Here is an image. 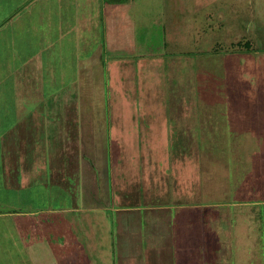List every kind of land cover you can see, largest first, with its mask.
Returning <instances> with one entry per match:
<instances>
[{
	"label": "rangeland",
	"instance_id": "obj_1",
	"mask_svg": "<svg viewBox=\"0 0 264 264\" xmlns=\"http://www.w3.org/2000/svg\"><path fill=\"white\" fill-rule=\"evenodd\" d=\"M15 5L7 4V0L0 3V113L7 111L0 124L18 123L16 112H12L16 99L22 105L20 109L30 110L28 114L32 116L21 120L20 125L30 127L33 134L27 158L26 153L13 154L17 156L15 162L22 161L29 170L26 172H30L26 184L8 185L9 177L0 164V264H76L72 260L57 261L55 254L63 257L58 247L67 238L72 240L74 233L81 242L89 238L93 241V235L95 239L100 237L94 232L81 234L84 231L75 229L74 222L82 219L89 223L84 219L89 213L79 210L85 204L92 205L90 201L96 196L92 189L86 190L84 159L92 142L88 137L86 148L82 145V126L87 123L81 116L82 101L87 110L96 103L91 99L89 105L88 97L97 96L101 102L104 96L101 79L96 77V87L85 86L88 74L82 70L81 62H87L94 51L105 46L106 37L103 34L97 41H80L68 35L58 40V28L55 33V25H49L54 8L43 11V19H21L29 32L12 35L19 26L11 25L13 20L26 16L19 14L26 10L15 9ZM156 8L162 10V18L151 29L153 40L138 48L140 52L160 49L165 55L163 63H152V67L130 63L126 67L129 76L118 64L114 76L109 77L111 96L120 98V82L114 81L119 68V74L123 71L120 79L130 82L129 112L147 113L144 100L155 102L166 93L182 100L191 98L193 104L187 106L193 124L190 136L191 142L193 138L197 144L196 165L201 173V202L192 209L186 228L191 231L192 239L186 240L193 260L199 261L197 264H264V0H159ZM84 15L81 17L85 18L87 12ZM100 27L104 32L101 18ZM17 92L19 98L14 96ZM40 100L43 102L39 106ZM92 108L91 112L99 115V110ZM40 111L47 114V120L41 119L43 114H36ZM18 128L16 124L11 135ZM1 130L0 155L8 160L7 148L13 136ZM15 140L18 142V138ZM146 140L153 138L147 136ZM96 142L97 163L103 168L98 173L105 183L104 133ZM96 142L92 143L93 149ZM45 148L57 156L55 166ZM116 155L112 153V160ZM165 226L170 223L161 222V227ZM177 236L167 230L154 239L172 243ZM102 248L103 243L98 244V257L105 258ZM172 252L171 257L163 254L167 264H176Z\"/></svg>",
	"mask_w": 264,
	"mask_h": 264
},
{
	"label": "crops",
	"instance_id": "obj_2",
	"mask_svg": "<svg viewBox=\"0 0 264 264\" xmlns=\"http://www.w3.org/2000/svg\"><path fill=\"white\" fill-rule=\"evenodd\" d=\"M14 2L15 9L18 7V10H26L20 11L19 14L26 16L22 18L17 16L13 20L11 25L18 24L19 26L13 30L12 35L23 34V30L29 32L24 25V27L21 25V19H43L42 12L47 8H54L50 12V15L54 14V16L49 19L52 20L49 25H55L54 32L58 28L57 32L60 34L58 40H64L66 36L74 35V40L97 41L98 38L102 39L104 34L107 42L105 46H99L100 49L94 51L90 60L81 62L82 70L88 74L85 86L88 84L93 87V84L96 87L97 77L103 82L104 93L101 102L97 101V96L88 97V104L91 103V99L96 100V103L89 104L87 110L83 100L81 116L84 121H87L82 126V136L84 135L82 145H85V148L89 143L88 137L92 143L100 142L101 133H104V140H107V144L104 143V145L107 150L109 138L110 175L108 177L106 174L105 185L103 178L98 173V170H103L102 166L97 163L96 157L99 144L96 142L93 149V144L90 143L91 151L84 159L85 182L88 186L86 190L92 189L96 196L92 197L93 201H90L93 202L92 205L85 204L84 209L79 210L89 213V215H84V219L87 218L90 224L82 219H76L74 222L75 229L84 231L81 234L94 232L100 237L95 239L93 235V241L89 238V240L82 239L81 242L76 237L77 234L75 236L74 233L72 240L67 238L58 247L62 248L63 257L56 253V260L60 261L61 259L63 262L72 260L76 264H167L168 261L163 254L166 253L167 257L169 255L171 257L172 250V258L176 264H197L199 261L193 260L191 246L186 240V237L192 239L191 231L187 232L186 229L187 224H190L188 220L191 211L201 202L198 184L201 173L196 165V162L199 161V154L193 138L191 142L190 135H193V124L190 123L188 116L191 111L187 110V106L189 104L191 106L193 102L191 98L182 100L176 95L168 97L166 93L162 97L158 96L155 102L144 100V104L149 108L147 113L143 109L144 114L138 110L134 114L128 111L129 98L132 97L129 92L130 82L125 83L122 78L120 79L123 71L120 70L121 74H119L117 72L119 68L116 69L117 75L114 81L118 84L120 82L118 87L120 98L113 99L112 90L109 88L111 85L109 77L114 76V67L118 64L129 76L126 67L130 63H138L141 66L146 64L148 67H152V63L159 64V66L163 63L162 58L165 55L161 53L160 49L155 51L146 48L148 51L140 52L138 48V45L148 46L153 40L151 29L153 26L159 25L162 18V10L156 8L159 0H125L122 3H109L106 0H7V4L12 5ZM48 3L54 5L49 6ZM154 6L156 10H154ZM66 12H68L67 15ZM85 12H87V16L82 18L85 16ZM100 18L102 25H105L104 32L100 27ZM32 22L34 24L35 20ZM28 28L31 29V26ZM61 56H67V54L62 53ZM96 72L99 75L96 76ZM142 78L146 79L145 76ZM65 79L67 78L65 77ZM165 83L167 82H163V85ZM152 86L154 89L156 85L153 83ZM165 87L168 89L167 85ZM17 94L18 92L14 96L19 98L16 96ZM82 97L84 98V95ZM141 99L143 101V98ZM19 102L23 103L24 101L20 100ZM42 102L43 100H40L37 104H42ZM19 106L22 105H19L15 99L12 112L13 114L16 112L15 120L18 121L16 124H19V128L14 135L11 133L16 124L11 123L9 126L0 124L1 131L9 132L10 138L13 136L12 139H9V148H7L10 159L7 160L6 156L0 155V164L4 166V173L10 181L8 185L11 186L26 184V178L30 174V172H26L29 170L27 166L24 167L22 161L15 162L17 156L13 155L26 153L25 158H27L29 153L27 147L30 145L33 134L30 133V127L26 128L25 125H20L21 120L30 119L32 116L28 114L30 110L25 112ZM92 106H95V112L99 110V115L91 112ZM152 106H156V109L153 110ZM2 111L4 110L1 109ZM6 113H0V122L3 120V116H7ZM38 113L43 114L42 117L40 116L43 121L48 119L47 114L43 111L36 114ZM152 119L154 121H151ZM143 120H146L145 123L140 125L139 122ZM179 122L184 123L182 125ZM88 129L89 133L91 131L90 134L87 133ZM147 136L148 138L152 137L153 141H145ZM169 136L172 138L170 142L167 140ZM15 137L18 138V142ZM149 144L152 145L151 151ZM45 150L51 165L55 166L58 160L57 156L53 151L48 152L46 148ZM103 152L104 150H102ZM112 153L117 154L115 159L113 158L114 160H112ZM16 164H19L20 168ZM21 168L24 171H21ZM18 176L19 180H17ZM106 191H108L107 194ZM165 211L170 212L166 214ZM91 217L94 218L91 219ZM167 221L170 226L161 227V222ZM167 230L174 231L178 235L177 241L164 243V241L154 239ZM101 243H103L102 254L105 255V258L98 257V244ZM104 244H107L108 247L104 248ZM171 260L169 259L170 262Z\"/></svg>",
	"mask_w": 264,
	"mask_h": 264
},
{
	"label": "trees",
	"instance_id": "obj_3",
	"mask_svg": "<svg viewBox=\"0 0 264 264\" xmlns=\"http://www.w3.org/2000/svg\"><path fill=\"white\" fill-rule=\"evenodd\" d=\"M107 2H109V3H122V2H124L125 0H106ZM107 116H108V109H107ZM141 116V115H140ZM142 116H143V114H142ZM106 142H107V140H106ZM107 144V143H106ZM109 148V149H108ZM108 148H107V166H106V168L104 169V171L106 172V174H107V176L109 177V175H110V165H109V163H111V151H110V146H109V138H108ZM108 190H110V188L108 187Z\"/></svg>",
	"mask_w": 264,
	"mask_h": 264
}]
</instances>
